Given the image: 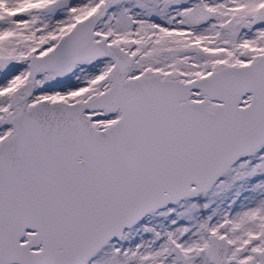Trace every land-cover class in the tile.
Listing matches in <instances>:
<instances>
[{
  "label": "snow or ice",
  "instance_id": "6c2138e0",
  "mask_svg": "<svg viewBox=\"0 0 264 264\" xmlns=\"http://www.w3.org/2000/svg\"><path fill=\"white\" fill-rule=\"evenodd\" d=\"M0 264H264V0H0Z\"/></svg>",
  "mask_w": 264,
  "mask_h": 264
}]
</instances>
